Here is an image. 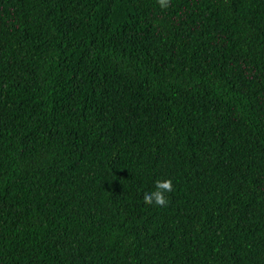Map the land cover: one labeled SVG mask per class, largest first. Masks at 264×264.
<instances>
[{"label":"trees","instance_id":"1","mask_svg":"<svg viewBox=\"0 0 264 264\" xmlns=\"http://www.w3.org/2000/svg\"><path fill=\"white\" fill-rule=\"evenodd\" d=\"M0 264H264V0H0Z\"/></svg>","mask_w":264,"mask_h":264},{"label":"clouds","instance_id":"2","mask_svg":"<svg viewBox=\"0 0 264 264\" xmlns=\"http://www.w3.org/2000/svg\"><path fill=\"white\" fill-rule=\"evenodd\" d=\"M171 0H158L161 8L170 6ZM173 191V182L171 179L157 180L153 191L146 193L144 202L147 205L165 206L168 203V194Z\"/></svg>","mask_w":264,"mask_h":264}]
</instances>
